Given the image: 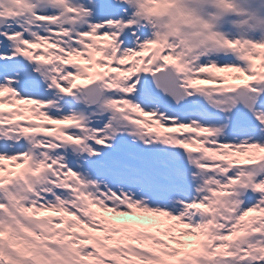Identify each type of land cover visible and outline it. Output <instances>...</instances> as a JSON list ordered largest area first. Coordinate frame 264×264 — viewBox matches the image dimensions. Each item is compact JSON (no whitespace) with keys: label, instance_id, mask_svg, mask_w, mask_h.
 I'll return each instance as SVG.
<instances>
[{"label":"snow or ice","instance_id":"1","mask_svg":"<svg viewBox=\"0 0 264 264\" xmlns=\"http://www.w3.org/2000/svg\"><path fill=\"white\" fill-rule=\"evenodd\" d=\"M0 264H264V0H0Z\"/></svg>","mask_w":264,"mask_h":264}]
</instances>
